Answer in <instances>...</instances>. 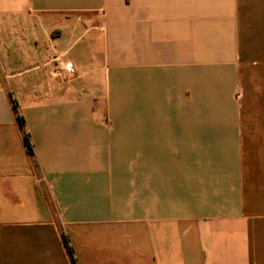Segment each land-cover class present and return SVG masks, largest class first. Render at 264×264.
<instances>
[{
	"label": "crops",
	"instance_id": "1",
	"mask_svg": "<svg viewBox=\"0 0 264 264\" xmlns=\"http://www.w3.org/2000/svg\"><path fill=\"white\" fill-rule=\"evenodd\" d=\"M64 239L264 264V0H0V264Z\"/></svg>",
	"mask_w": 264,
	"mask_h": 264
},
{
	"label": "trees",
	"instance_id": "2",
	"mask_svg": "<svg viewBox=\"0 0 264 264\" xmlns=\"http://www.w3.org/2000/svg\"><path fill=\"white\" fill-rule=\"evenodd\" d=\"M16 117H17V120H18V124H19V126H20V128L22 130V137H23L24 146L26 147L27 152L29 154H32V152H33L32 144L30 142L28 133L24 129L23 117L21 115H19V114H16ZM64 244H65L66 250H67V252H68V254L70 256L72 264H77L76 257L74 255V250H73L72 246L68 243L67 239H64Z\"/></svg>",
	"mask_w": 264,
	"mask_h": 264
}]
</instances>
